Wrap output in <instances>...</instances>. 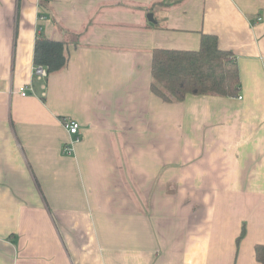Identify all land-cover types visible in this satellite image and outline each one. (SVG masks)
<instances>
[{
    "label": "crops",
    "instance_id": "crops-1",
    "mask_svg": "<svg viewBox=\"0 0 264 264\" xmlns=\"http://www.w3.org/2000/svg\"><path fill=\"white\" fill-rule=\"evenodd\" d=\"M202 33L238 94L155 95L152 50ZM39 34L69 53L45 77ZM259 244L264 0H0V264H264Z\"/></svg>",
    "mask_w": 264,
    "mask_h": 264
},
{
    "label": "trees",
    "instance_id": "trees-1",
    "mask_svg": "<svg viewBox=\"0 0 264 264\" xmlns=\"http://www.w3.org/2000/svg\"><path fill=\"white\" fill-rule=\"evenodd\" d=\"M68 58L67 43L37 36L33 63L45 67L47 74L65 67ZM151 76V91L165 101H181L187 94L233 96L240 88L235 56L221 49L212 34L202 33L195 50L154 48ZM243 233L244 228L237 242ZM255 252L257 259L264 261V245H256Z\"/></svg>",
    "mask_w": 264,
    "mask_h": 264
},
{
    "label": "built area",
    "instance_id": "built-area-1",
    "mask_svg": "<svg viewBox=\"0 0 264 264\" xmlns=\"http://www.w3.org/2000/svg\"><path fill=\"white\" fill-rule=\"evenodd\" d=\"M43 18V17H41ZM32 74L33 76H39V77H45L47 75V71L46 68L41 66V65H34L33 66V70H32ZM30 90H32V87H29ZM19 92L20 95L24 96L27 94V87H20L19 88ZM238 98L240 99L241 96H238ZM61 123L63 125V127L65 128V130L70 134V135H76L79 129V123L76 120L73 119H69V118H63L61 120ZM74 140H70L69 145L70 147H68V150H72V143Z\"/></svg>",
    "mask_w": 264,
    "mask_h": 264
},
{
    "label": "water",
    "instance_id": "water-1",
    "mask_svg": "<svg viewBox=\"0 0 264 264\" xmlns=\"http://www.w3.org/2000/svg\"><path fill=\"white\" fill-rule=\"evenodd\" d=\"M149 15V14H148ZM148 17H151L150 15Z\"/></svg>",
    "mask_w": 264,
    "mask_h": 264
}]
</instances>
